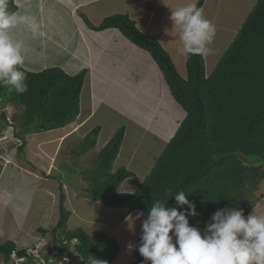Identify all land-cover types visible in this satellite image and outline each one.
<instances>
[{
    "label": "trees",
    "instance_id": "1",
    "mask_svg": "<svg viewBox=\"0 0 264 264\" xmlns=\"http://www.w3.org/2000/svg\"><path fill=\"white\" fill-rule=\"evenodd\" d=\"M200 4L201 1L197 6ZM16 8L15 0H9V11ZM85 22L94 30L115 28L146 51L183 110V118L155 165L133 191H121L119 186L126 178L136 177L134 171L125 166L112 171L123 140V127L98 151L91 174L80 168L87 183L82 190L107 207L146 214L154 200L167 201L168 189L173 193L183 190L199 213L189 217V223L202 230L218 208H243L245 215L249 214L264 196L255 194L264 183V0H257L209 75L203 55H192L185 59L186 77L182 76L161 44L142 33L126 14L105 17L97 25L87 18ZM23 70L28 77L27 92L17 94L10 86H0V102L21 108L14 115L19 127L15 135L21 137L68 126L81 110L80 94L86 70L75 75L61 68ZM4 114L0 118L4 119ZM99 132L97 125L77 142L72 152L77 156L91 152ZM22 142L25 144L24 139ZM79 162L73 159L74 165ZM71 169L74 170L72 166ZM62 203L63 195L59 218L52 228L53 235L64 232L60 251H70V240L75 239L74 249L83 264L93 257L112 264L119 253L117 240L103 231L89 234L81 228L67 229L70 211ZM167 206H176L174 197L169 198ZM38 229L45 231L42 226ZM13 249L12 241L0 243L5 262ZM19 249L18 255L26 254L25 249ZM142 261L136 250L132 264Z\"/></svg>",
    "mask_w": 264,
    "mask_h": 264
},
{
    "label": "rangeland",
    "instance_id": "2",
    "mask_svg": "<svg viewBox=\"0 0 264 264\" xmlns=\"http://www.w3.org/2000/svg\"><path fill=\"white\" fill-rule=\"evenodd\" d=\"M236 22H221L216 28L214 39L208 47L209 50L214 48L217 52L212 57H207L205 61L207 75L213 70L209 69L213 63L216 65L222 49H227L236 35H231L236 27ZM162 32L165 31L162 29ZM170 32L171 35L164 33V43L162 42V44L166 49L170 46L166 52L177 71L180 70L181 75H186L185 63L183 59L179 58L182 53L180 51L182 49L181 42L174 30ZM37 55L38 52H36V62L41 60V57ZM149 63V65L136 63L133 67L123 70V74L121 71L114 75L110 74L109 76H114V79L108 78V81L104 79L103 87L96 84L94 97L101 106L96 110L88 111L90 114L87 116L88 118L78 115L68 124L70 127L67 129L60 127L63 130L56 128L58 129L56 132L43 134L33 132L21 137L16 136L15 133L19 132V127L17 126L18 120L14 121V115L20 112L21 108L7 102H0V117L3 116V112L5 113V118H0V161L2 164L4 162V165L17 162L18 166L20 165L18 172L21 173V178L27 181L23 187L20 186L17 181L15 182L13 172L9 170L0 176L2 178L1 185L5 184L8 192L16 190L20 194H16L18 202L0 209L4 229L0 234L1 242L13 240L18 247L27 246L28 253L33 252L31 261L33 264H72L73 261L74 264H81V258L74 249L76 240H70L69 252L68 250L60 251L64 232L59 231L58 234L53 235L52 228L56 226L59 218L60 198L63 195L62 206L70 211L66 223L67 229L81 228L89 234L98 231L107 233L117 240L120 250L112 264H132L136 248L139 246L138 235L140 234L141 221L135 220V231L133 232L129 229L126 217L134 218L139 210L127 211L123 208L107 207L100 200L88 196L82 190L87 183L79 170L86 168L91 174V167H94L96 163V151L77 156L72 150L87 132L99 124H103L104 132L97 138L96 150L106 142L109 130L112 129L113 136L120 127H123L125 137L122 142L125 144L122 146V155L119 148L117 154L119 159L113 162V165H117L114 169L112 168V171L121 166L133 169L136 177L126 178L120 184L119 190L131 192L137 188L141 179H144L155 165L157 157L163 152L165 145L179 126L180 121H178L177 113H183L173 97L174 106L168 105L169 101L167 100L169 99L164 97L167 92L163 91L164 88L160 86L159 80L156 81L154 77L152 78V74L155 73L157 76L158 71L151 58H149ZM156 83L159 84L160 89L156 87ZM83 101L87 102V93L86 98L83 97ZM125 113H129L132 117L122 119L125 117ZM173 116L177 118H173ZM165 130L170 131L168 134L172 133L167 139L164 137ZM126 137L131 141H127ZM23 139L25 144L22 145ZM73 159L81 163L74 165ZM71 166L74 170L71 169ZM76 170L78 172H75ZM260 185L264 194V183L263 186L262 183ZM258 194L260 195V192H257V196H259ZM21 196L26 198L25 202L29 204L30 215L27 218H24L26 213L21 210L20 204L23 199ZM14 206L19 210L14 209L15 211H13ZM253 211L255 214H264V197L261 198ZM15 212H18L19 222L23 223L18 231L14 230L12 226ZM146 217L147 214L144 212L143 218ZM39 226L44 227L45 231H40ZM129 243L135 245V248L129 250L127 248Z\"/></svg>",
    "mask_w": 264,
    "mask_h": 264
},
{
    "label": "crops",
    "instance_id": "3",
    "mask_svg": "<svg viewBox=\"0 0 264 264\" xmlns=\"http://www.w3.org/2000/svg\"><path fill=\"white\" fill-rule=\"evenodd\" d=\"M200 1L202 2L200 8L203 9L205 17L211 20L216 28L219 27L221 22L227 23V21H237L236 27L233 29L231 35L238 32L241 22L257 2V0H198V2ZM188 2L189 0H15L17 5L15 12H29L35 15L41 23L42 35L36 38H33L26 30H17L18 38L23 39L30 48L24 68L29 71H39V69L43 70L46 68H61L64 72L70 75H75L85 69L86 76L80 94L81 110L79 116L82 115L88 118L87 116H90L88 111H92L93 109L96 110V108L98 109V107L101 106L100 103L96 102L94 97L96 84L103 87V85H105L103 83L104 79L106 81H108V78L114 79V76H109L110 74L113 73L114 75V73H119V71L123 74V70L128 67H133L136 63L149 65V58L152 59V57L146 51L140 49L129 41L115 28L105 30L91 29L85 22L86 18L92 24L97 25L105 17L114 14H126L135 22V25L142 33L155 38L167 51L170 46L166 49L164 44H162L163 35L166 33V30H174H171L172 23L169 20L171 10L169 7L174 9L183 6ZM162 29L165 32H162ZM225 49L226 48L222 49V53ZM36 52H38L37 56L41 57V60L38 62L35 60ZM216 52V49H210L206 54H203L204 60L206 61L207 57H212ZM179 56V58L183 59L185 63L186 56L183 53ZM153 63L157 68L158 75L156 76L154 73L152 74V78L154 77L156 81H160V86L164 88L163 91L167 92H165L167 95L165 94L164 97L169 99L167 100L169 101L168 105L174 106L172 103L174 99L172 96L170 97L171 94L164 83L162 72L154 61ZM214 65L215 64L213 63L212 67L209 69H213ZM181 66L183 67V63ZM182 76L185 77L186 75L183 74ZM159 84L157 85L156 83V87L160 89ZM86 93L87 102L84 103L83 97L85 96L86 98ZM107 107L108 105L106 108ZM131 117L132 115L125 113V117L122 119H129ZM177 117H179L178 121H181L183 113H177ZM177 117L173 116V118ZM102 125L103 124H99L100 132L98 136L104 132ZM68 127H70V125L64 127V129H67ZM57 130L58 129L40 133L56 132ZM165 131L164 137L167 139L172 133L168 134L170 131ZM111 133L112 129L109 130V133L107 134V138L105 139L106 142L96 151H99L107 143L112 137ZM124 137L125 134L123 138ZM126 140L131 141L128 137H126ZM97 144L98 141L96 145ZM124 144L122 142L120 146L119 152L121 155L123 151L122 146ZM118 159L119 157L117 155L115 161ZM116 165L117 164L112 165V168L114 169ZM0 166H2L0 167V176L4 175L5 171L7 172V170H9L10 172H13L12 175L14 180L15 182L17 181L20 186L23 187L24 183L27 182L21 178V173L18 172L20 165L18 166L17 162L4 165V162L2 164L0 161ZM30 175L32 176V174ZM1 180L2 178L0 177V209L7 207L11 203L18 202L16 197H18L17 195H20L16 190L8 192L7 186H5V184L1 185ZM22 198L20 204L21 210L26 213L24 218H27L30 215V212H28L29 204L25 202L26 198ZM14 209L17 211L19 210L16 206H14L13 211H15ZM17 213L15 212L14 214L12 226L14 227V230L18 231L21 229L23 223L19 222ZM1 214L2 212L0 211V234L4 231ZM11 237L14 238L15 236ZM7 241L14 242L15 247H18L15 241ZM0 243H3V241L1 242L0 240ZM21 247L19 246L18 248ZM65 262L66 260L64 263ZM74 263L75 262L73 261L72 264ZM80 263L83 264L82 258ZM0 264L14 263L5 262L2 254H0Z\"/></svg>",
    "mask_w": 264,
    "mask_h": 264
},
{
    "label": "clouds",
    "instance_id": "4",
    "mask_svg": "<svg viewBox=\"0 0 264 264\" xmlns=\"http://www.w3.org/2000/svg\"><path fill=\"white\" fill-rule=\"evenodd\" d=\"M197 5L198 0H189L183 6L169 7L171 30L178 34L181 51L186 57L206 54L216 34V26ZM17 30H26L33 38L42 35L41 23L35 15L9 11V0H0V86H10V90L24 94L28 90V77L23 69L30 48L18 38ZM166 34L171 35V32L166 30ZM94 150L95 147L91 152ZM257 192H260L259 196L264 195L261 187L256 190V195ZM166 195L167 201L174 197L175 207L156 199L148 208L146 218H143V211H138L134 218L126 217L133 232L135 220L141 221L139 246L136 248L143 257L141 264H264V214L253 211L261 198L247 215L243 208H218L201 230L189 223V217L199 213L186 192L173 193L168 189ZM22 248L26 254L18 255L20 249L15 247L7 262L32 263L33 252L28 253V247ZM127 248L132 250L135 245L129 243ZM88 264L107 262L93 257Z\"/></svg>",
    "mask_w": 264,
    "mask_h": 264
}]
</instances>
